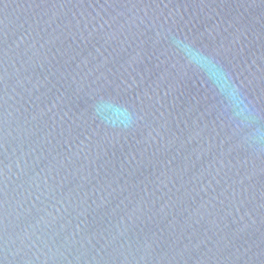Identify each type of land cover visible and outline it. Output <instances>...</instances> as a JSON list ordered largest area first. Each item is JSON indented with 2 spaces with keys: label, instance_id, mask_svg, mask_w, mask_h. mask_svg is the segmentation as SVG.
I'll use <instances>...</instances> for the list:
<instances>
[{
  "label": "water",
  "instance_id": "water-1",
  "mask_svg": "<svg viewBox=\"0 0 264 264\" xmlns=\"http://www.w3.org/2000/svg\"><path fill=\"white\" fill-rule=\"evenodd\" d=\"M181 42L264 117V0H0V264H264V153Z\"/></svg>",
  "mask_w": 264,
  "mask_h": 264
},
{
  "label": "clouds",
  "instance_id": "clouds-1",
  "mask_svg": "<svg viewBox=\"0 0 264 264\" xmlns=\"http://www.w3.org/2000/svg\"><path fill=\"white\" fill-rule=\"evenodd\" d=\"M176 51L188 65L202 72L215 88L231 113V122L238 133H243L241 141L251 151L264 153V119L245 102L241 89L233 82L228 73L219 66L212 57L192 48L190 44L181 42Z\"/></svg>",
  "mask_w": 264,
  "mask_h": 264
}]
</instances>
